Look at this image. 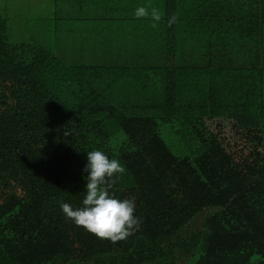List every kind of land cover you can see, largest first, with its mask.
<instances>
[{"label":"trees","instance_id":"1","mask_svg":"<svg viewBox=\"0 0 264 264\" xmlns=\"http://www.w3.org/2000/svg\"><path fill=\"white\" fill-rule=\"evenodd\" d=\"M92 149L116 242L59 208ZM0 264H264V0H0Z\"/></svg>","mask_w":264,"mask_h":264},{"label":"clouds","instance_id":"2","mask_svg":"<svg viewBox=\"0 0 264 264\" xmlns=\"http://www.w3.org/2000/svg\"><path fill=\"white\" fill-rule=\"evenodd\" d=\"M135 14L143 15L145 10L138 8ZM152 15L159 19L155 10ZM85 152L86 163L82 169L85 183L80 204L73 207L62 201L59 208L66 219L98 238L112 242L124 239L137 230L141 223L135 214V196L121 198L112 191L116 179L126 169L118 159L110 158L101 149Z\"/></svg>","mask_w":264,"mask_h":264},{"label":"rangeland","instance_id":"3","mask_svg":"<svg viewBox=\"0 0 264 264\" xmlns=\"http://www.w3.org/2000/svg\"><path fill=\"white\" fill-rule=\"evenodd\" d=\"M26 4H27L26 7L28 9L30 8V10H27L26 7H24ZM51 5H52V0H11V7L14 15H15V11L23 14L28 13L30 19L32 16L33 20L37 14L46 12V10L49 9ZM15 7H17L16 8L17 10H15Z\"/></svg>","mask_w":264,"mask_h":264}]
</instances>
